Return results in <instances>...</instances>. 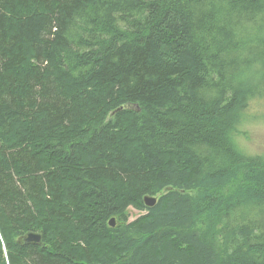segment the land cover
Masks as SVG:
<instances>
[{"label":"trees","instance_id":"obj_1","mask_svg":"<svg viewBox=\"0 0 264 264\" xmlns=\"http://www.w3.org/2000/svg\"><path fill=\"white\" fill-rule=\"evenodd\" d=\"M252 102L264 0H0V264H264Z\"/></svg>","mask_w":264,"mask_h":264},{"label":"rangeland","instance_id":"obj_2","mask_svg":"<svg viewBox=\"0 0 264 264\" xmlns=\"http://www.w3.org/2000/svg\"><path fill=\"white\" fill-rule=\"evenodd\" d=\"M261 111L263 104L252 102L246 111L247 119L239 126V144L249 154H264V116H260ZM129 213L132 220L143 212L132 207Z\"/></svg>","mask_w":264,"mask_h":264},{"label":"water","instance_id":"obj_3","mask_svg":"<svg viewBox=\"0 0 264 264\" xmlns=\"http://www.w3.org/2000/svg\"><path fill=\"white\" fill-rule=\"evenodd\" d=\"M127 108V109H138L137 105H132L131 103L125 104V106L121 108ZM145 202L148 206H154L157 202V197L153 195L146 196ZM110 223L113 225V219L110 221ZM19 242L21 244H38L43 246V232L42 231H29L26 234L22 235L19 239Z\"/></svg>","mask_w":264,"mask_h":264},{"label":"bare ground","instance_id":"obj_4","mask_svg":"<svg viewBox=\"0 0 264 264\" xmlns=\"http://www.w3.org/2000/svg\"><path fill=\"white\" fill-rule=\"evenodd\" d=\"M146 10H147V9H146ZM97 17H98V16H96V18H97ZM126 17H127V16H126ZM93 18H94V16H93ZM91 20H92V19H91ZM114 20H115V19H114ZM135 23H136V22H135ZM92 27H93V26H92ZM90 31H91V30H90ZM120 32H121V31H120ZM4 126H5V125H4ZM0 127H1V126H0ZM1 131H2V130H1ZM6 132H7V131H6ZM2 133H3V132H2ZM3 135H4V134H3ZM7 136H8V135H7ZM5 137H6V135H5ZM263 161H264V160H263ZM20 172H21V171H20ZM243 177H244V176H243ZM236 178H237V177H236ZM234 179H235V177H234ZM234 179H233V180H234ZM238 179H240V178L238 177ZM247 180H248V179H247ZM247 180H245V181H247ZM245 181H244V182H245ZM232 182H233V181H232ZM236 182H237V181H236ZM233 183H234V182H233ZM239 184H240V183H239ZM242 184H243V183H242ZM243 185H244V184H243ZM230 186H231V185H230ZM252 186H253V183H252ZM256 186H257V185H256ZM228 187H229V186H228ZM237 187H238V186H237ZM251 188H252V187H251ZM235 189H236V188H235ZM228 190H229V189H228ZM221 192H222V191H221ZM227 193H228V192H227ZM229 193H230V192H229ZM245 194H246V193H245ZM218 195H219V194H218ZM221 195H222V194H221ZM230 195H231V194H230ZM247 195H248V194H247ZM146 196H149V195H146ZM146 196H145V197H146ZM240 196H241V195H240ZM30 197H31V195H30ZM145 197H144V198H145ZM225 197H226V196H225ZM228 198H229V194H228ZM230 198H231V196H230ZM31 199H32V198H31ZM241 199H242V198H241ZM144 201H145V199H144ZM38 202H39V201H38ZM43 203H44V201H43ZM145 203H146V202H145ZM48 204L50 205V203H48ZM48 204H47V205H48ZM146 205H147V204H146ZM34 206H35V205H34ZM38 206H39V203H38ZM43 206H44V205H43ZM43 206H42V207H43ZM147 206H148V205H147ZM148 207H150V206H148ZM38 208H39V207H38ZM51 208H53V207H51ZM55 208H56V207H55ZM59 208H60V206H59ZM56 209H57V208H56ZM61 209H62V208H61ZM49 210H50V209H49ZM52 210H53V209H52ZM55 211H56V210H55ZM50 212H51V211H50ZM60 212H61V211H60ZM58 214H59V213H58ZM42 216H43V215H42ZM44 216H45V215H44ZM44 216H43V217H44ZM39 219H40V218H39ZM43 219H44V218H43ZM112 219H113V218H112ZM112 219H111V220H112ZM24 220H26V219H24ZM30 220H31V219H30ZM111 220H110V221H111ZM110 221H109V224H110L111 226L114 227V226L116 225V224H115V219H113V225L110 223ZM10 222H11V221H10ZM22 222H23V221H22ZM39 223H40V222H39ZM39 223H38L37 225H39ZM43 223L46 224V222H43ZM55 223H56V222H55ZM16 224H17V223H16ZM19 224H21V223H19ZM57 224H58V223H57ZM22 225H23V224H22ZM27 225H28V224H27ZM29 225H30V224H29ZM31 225H32V223H31ZM37 225H35V226H37ZM55 225H56V224H55ZM4 226H5V225H4ZM40 226H41V225H40ZM42 226H43V225H42ZM47 226H48V225H47ZM51 226H52V225H51ZM53 226H54V225H53ZM10 227H11V226H10ZM32 227H34V226H32ZM45 227H46V226H45ZM13 228H14V227H13ZM20 228H21V227H20ZM22 228H23V227H22ZM56 228H57V227H56ZM1 229H2V228H1ZM6 229H7V228H6ZM32 229H33V228H32ZM34 229H35V228H34ZM39 229H41V228H39ZM60 229H61V228H60ZM4 230H5V229H4ZM16 230H17V229H16ZM25 230H26V229H25ZM43 230H44V229H43ZM47 230H49V229H47ZM50 230H52V229H50ZM53 230H54V229H53ZM57 230H58V229H57ZM6 231H8V230H6ZM63 231H64V230H63ZM11 232H12V230H11ZM61 232H62V231H61ZM2 233H3V232H2ZM4 233H8V232H5V231H4ZM13 233H14V232H13ZM50 233H51V232H49L48 234H50ZM44 234H45V233H44ZM63 234H64V233H63ZM4 235H5V234H4ZM53 235H54V234H53ZM15 236H16V235H15ZM47 236H48V235H47ZM47 236H46V237H47ZM49 236H50V235H49ZM49 236H48V237H49ZM57 236H58V235H57ZM12 237H13V235H12ZM59 237H60V236H59ZM44 238H45V235H44ZM44 238H43V239H44ZM19 239H20V238H19ZM46 239H47V238H46ZM61 239H62V238H61ZM61 239H60V240H61ZM4 240H5V239H4ZM11 240H12V239H11ZM48 241H50V240H48ZM54 241H56V240H54ZM10 242H11V241H10ZM61 242H62V241H61ZM7 243H9L8 239H7ZM57 243H58V242H57ZM0 244H1V243H0ZM16 244H17V243H16ZM59 244H60V243H59ZM62 244H63V243H62ZM8 246H9V245H8ZM8 246H7V247H8ZM17 246H18V245H17ZM17 246H16V247H17ZM62 246H63V245H62ZM9 247H10V246H9ZM9 247H8V248H9ZM13 248H14V247H13ZM39 248H40V247H39ZM49 248H50V247H49ZM22 249H23V248H22ZM10 250H11V249H10ZM20 250H21V249H20ZM1 252H2V251H1ZM8 253H9V252H8ZM82 253H83V252H82ZM82 257H83V256H82ZM82 259H83V258H82ZM0 260H1V258H0ZM2 260H3V259H2ZM0 263H1V262H0ZM10 263H11V262H10ZM83 263H84V262H83ZM2 264H4V262H2ZM85 264H86V263H85ZM90 264H91V263H90Z\"/></svg>","mask_w":264,"mask_h":264}]
</instances>
